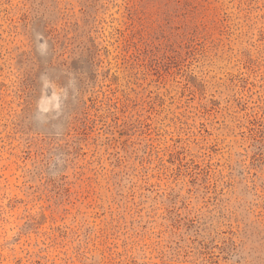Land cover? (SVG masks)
Returning a JSON list of instances; mask_svg holds the SVG:
<instances>
[{"label": "rangeland", "instance_id": "obj_1", "mask_svg": "<svg viewBox=\"0 0 264 264\" xmlns=\"http://www.w3.org/2000/svg\"><path fill=\"white\" fill-rule=\"evenodd\" d=\"M0 264H264V0H0Z\"/></svg>", "mask_w": 264, "mask_h": 264}]
</instances>
